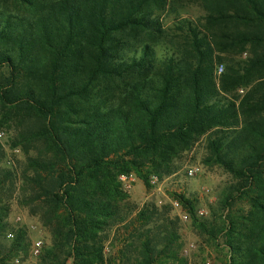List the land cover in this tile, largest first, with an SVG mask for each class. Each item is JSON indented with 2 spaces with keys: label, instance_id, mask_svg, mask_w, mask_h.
<instances>
[{
  "label": "trees",
  "instance_id": "obj_1",
  "mask_svg": "<svg viewBox=\"0 0 264 264\" xmlns=\"http://www.w3.org/2000/svg\"><path fill=\"white\" fill-rule=\"evenodd\" d=\"M12 1L14 10L0 3V117L15 124L13 145L23 149L21 204L50 235L38 264L174 259L170 209L128 205L119 177L134 173L148 186L150 176L171 175L202 137L205 163L231 180L209 222L175 198L210 238L223 236L226 264H264V0H198L199 24L168 28L162 16L174 0ZM214 46L263 50L245 76L229 65L217 82ZM36 143L39 156L30 154ZM13 177L0 167V190ZM6 228L0 220V235ZM9 241L7 255L28 249L23 230Z\"/></svg>",
  "mask_w": 264,
  "mask_h": 264
},
{
  "label": "rangeland",
  "instance_id": "obj_2",
  "mask_svg": "<svg viewBox=\"0 0 264 264\" xmlns=\"http://www.w3.org/2000/svg\"><path fill=\"white\" fill-rule=\"evenodd\" d=\"M176 3L175 11H166L162 16V23L165 28L171 27L177 21L185 19L194 24H199V19L206 13L198 0H174ZM5 5V9L14 10L12 0H0ZM174 30V29H173ZM231 29H228L230 31ZM174 33L179 34L174 30ZM173 35V34H172ZM176 37V36H174ZM211 40L215 38L210 37ZM178 44L182 41L178 39ZM215 47V46H214ZM246 47L243 49H226L214 48L215 55L219 57L220 64L214 69V77H218L226 72L229 65L240 71L241 76H245L244 68L253 53H261L263 49ZM158 55H164V48H155ZM222 71L218 73V69ZM2 72H0V75ZM250 77H256V73L248 74ZM218 82V81H217ZM237 88L233 92L227 93L228 97H241L250 89ZM0 148L3 154L0 160L2 169H11L14 173L12 180L5 181L0 190V220L7 228L6 234L0 235V251H3L8 264H38V257L44 246L50 242V235L47 228L42 225L38 216L32 215L28 206L21 204L20 183L18 181L20 168L24 160L22 146H14L13 139L16 135L15 124H2L0 117ZM206 137H202L186 151L179 154L173 161L175 172L168 176H150L148 186L138 179L134 173H129L132 178L130 188L123 193L127 197L128 205L140 209L146 203H154L157 207L163 206L170 209L167 217L174 224L178 240L175 242L174 249L177 253L174 259H163L160 264H226L228 252L224 244L222 235L217 236L214 240L210 238L204 230H200L194 224L192 219L182 205L175 198V195H183L186 199L193 201L195 218L200 222H209L211 220V208L215 207L218 202V195L223 187L230 182L231 177L220 166L215 164H206L205 151ZM43 153V147L40 143L30 146V154L39 156ZM193 166L199 167L194 178L187 176V171ZM152 177H156V182L151 183ZM241 207L237 203L234 208ZM204 211L203 216L198 212ZM23 230L26 235L28 249L19 251L17 254L7 255V250L11 239L7 238V233ZM41 242L40 253L35 256L32 253V246L35 242ZM114 250L119 249L120 244L117 241ZM111 247L106 244L105 254H109ZM114 253V251H113ZM17 261V262H16Z\"/></svg>",
  "mask_w": 264,
  "mask_h": 264
},
{
  "label": "built area",
  "instance_id": "obj_3",
  "mask_svg": "<svg viewBox=\"0 0 264 264\" xmlns=\"http://www.w3.org/2000/svg\"><path fill=\"white\" fill-rule=\"evenodd\" d=\"M222 71V68L220 67L218 69V73H220ZM3 133L1 132L0 135H2ZM197 172H199V167L197 166H193L192 168H190L188 171H187V176L189 178H194L197 174ZM156 177H152L151 179V183H154L156 182ZM119 181L121 183V187L124 189V190H128L130 188V185H131V182L133 181L131 176L130 175H127V174H123L119 177ZM198 215L199 216H203L204 215V211L203 210H200L198 212ZM7 238L8 239H11L13 238V234L11 232L7 233ZM40 246H41V242L37 241L33 244L32 246V253L37 256L39 255L40 253ZM17 262V261H16Z\"/></svg>",
  "mask_w": 264,
  "mask_h": 264
}]
</instances>
